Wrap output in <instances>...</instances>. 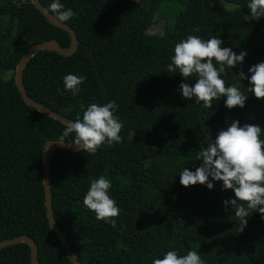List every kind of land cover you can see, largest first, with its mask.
<instances>
[{
    "label": "trees",
    "instance_id": "obj_1",
    "mask_svg": "<svg viewBox=\"0 0 264 264\" xmlns=\"http://www.w3.org/2000/svg\"><path fill=\"white\" fill-rule=\"evenodd\" d=\"M38 2L54 18L48 11L53 0ZM141 2L60 0L76 14L62 23L75 36L74 53L36 52L22 69L23 91L37 105L75 121L94 100L115 101L114 115L123 124L122 142L103 145L95 155L51 154L52 220L78 264H152L168 251H196L205 264H264V217L248 210L241 232L235 209L224 204L235 199L232 190L217 181L212 190L185 188L179 176L185 167H199L197 153L233 121L259 126L264 140V101L247 91L248 79L238 78L241 71L250 78L249 68L264 62V17L244 21L250 0ZM156 16L164 20L161 34L145 35ZM188 35L215 36L237 55L246 51L242 64L221 75L226 87L238 84L248 96L243 109H227L223 97L211 109L182 98L180 85L194 86L195 78L185 80L167 66ZM49 41L66 49L69 37L29 0H0V243L26 237L35 246L36 264H71L49 228L42 186L43 146L58 141L65 126L26 106L13 82L21 56ZM67 74L85 77L76 96L64 91ZM100 176L111 181L109 195L120 209L115 227L83 206L91 179ZM29 254L26 244H13L0 249V264H30Z\"/></svg>",
    "mask_w": 264,
    "mask_h": 264
},
{
    "label": "clouds",
    "instance_id": "obj_2",
    "mask_svg": "<svg viewBox=\"0 0 264 264\" xmlns=\"http://www.w3.org/2000/svg\"><path fill=\"white\" fill-rule=\"evenodd\" d=\"M135 3L142 6L141 0H135ZM247 8L249 14L244 16V21H258L264 17V0H250ZM48 11L61 24L76 15L70 8L65 10L60 0H53ZM195 31L199 32V28ZM222 43L215 36L204 40L197 35H188L175 45L167 71L179 73L185 80L195 78L194 86H189L188 83L180 85L183 99L195 98L196 104L211 109L213 101L223 97L227 109H243L248 96L241 91L238 84L226 87L221 75L226 68L232 69L242 64L247 53L241 51L237 55L231 48H222ZM249 73L250 78L241 71L239 80L248 79L250 87L247 91L256 99L264 101V62L250 67ZM84 81L83 76L67 74L63 78L64 91L76 96ZM60 94L63 95L64 92ZM117 108L115 101L89 104L83 111L82 119L78 115L75 121L67 122L58 142L64 145L65 138L75 134L70 145L89 155H95L103 145L112 147L120 144L123 124L114 115ZM261 132L262 129L257 125L245 124L241 127L239 121L231 122L227 130H221L212 143L197 153L196 160L201 161L199 167L194 172L185 167L179 174L180 184L185 188L199 184L212 190V181H217L222 182L223 190H232L235 199L224 201V204L226 209L229 204L235 209V217L241 221V232L247 225L248 210L258 211L264 217V140L260 138ZM129 136L133 138L135 132L130 131ZM111 188V181L104 176L91 179L90 187L83 198V206L95 213L98 221L115 227V218L119 216L120 209L116 200L109 195ZM152 264L205 262L196 251H188L186 255L168 251L163 258L154 259Z\"/></svg>",
    "mask_w": 264,
    "mask_h": 264
},
{
    "label": "water",
    "instance_id": "obj_3",
    "mask_svg": "<svg viewBox=\"0 0 264 264\" xmlns=\"http://www.w3.org/2000/svg\"><path fill=\"white\" fill-rule=\"evenodd\" d=\"M31 5L41 14V16L52 26L64 31L68 37H69V44L66 49H61L58 44L54 41H49L41 44H36L31 46L20 58L19 62L17 63L16 69L13 74V82L14 86L18 92V95L21 99V101L28 107L32 108L36 112L43 114L58 123L62 124L63 126H66L67 121L66 119L56 115L52 111L45 109L41 107L40 105H37L36 103L32 102L29 100L22 88V83H21V72L22 69L25 65V63L28 61V59L36 52L40 51H47V52H53L59 56L62 57H68L72 55L75 51V46H76V40L73 32L64 24H61L57 22L52 16H50L45 9L39 4L38 0H29ZM104 1H122V0H104ZM95 103H98L97 100H94ZM56 149H63L66 151H71L75 152L78 151L75 146H71L69 144H64L61 145L58 141H52V142H47L43 146V158H42V186H43V191H44V206H45V213H46V218L47 222L49 225V228L51 232L56 236L58 239L65 255L67 256L68 260L70 261L71 264H78L76 258L70 253L69 251V246L65 242L64 238L60 234V232L57 230L51 216V205H50V197H49V188H48V163H49V158L51 154L56 150ZM16 243H24L28 246L30 254V264H36L35 261V255H36V249L33 244V242L26 238V237H15L7 241H3L0 243V249L11 246Z\"/></svg>",
    "mask_w": 264,
    "mask_h": 264
},
{
    "label": "rangeland",
    "instance_id": "obj_4",
    "mask_svg": "<svg viewBox=\"0 0 264 264\" xmlns=\"http://www.w3.org/2000/svg\"><path fill=\"white\" fill-rule=\"evenodd\" d=\"M220 4L226 9L234 8L233 4H224V3H220ZM176 7L178 8L179 6L177 5ZM163 23H164V20L162 18H159V16H156L154 18L153 25H151L149 28H147L144 31L145 35H148V36H152V35L158 36V35H160ZM252 29H253V25L250 27V30H252Z\"/></svg>",
    "mask_w": 264,
    "mask_h": 264
}]
</instances>
